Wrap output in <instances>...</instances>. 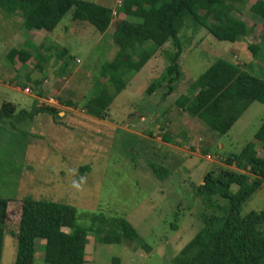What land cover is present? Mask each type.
I'll list each match as a JSON object with an SVG mask.
<instances>
[{
    "label": "rangeland",
    "instance_id": "1",
    "mask_svg": "<svg viewBox=\"0 0 264 264\" xmlns=\"http://www.w3.org/2000/svg\"><path fill=\"white\" fill-rule=\"evenodd\" d=\"M86 1L113 9V22L105 34L89 23L73 22L74 9L54 31L28 33L21 17L0 8V110L6 102L16 107L14 117L0 121V198L12 203L1 264L17 260L14 235L20 203L26 198L76 208L78 226L95 230L89 236L86 264H176L202 228L204 209L196 187L204 176L218 168L234 169L226 164V157L239 154L251 142L264 162V150L256 139L264 123L263 104L254 102L228 134L217 135L176 101L182 95L192 97L190 85L217 58L264 78V57L254 58L249 49L256 44L264 54L262 23L256 16L264 0H245L240 5L241 14L236 15L252 30L237 43L219 41L189 20L187 28L195 25L198 32L180 34L184 51L176 90L170 94L164 84L152 95L149 89L160 84L169 65L165 50L171 51L172 45L166 44L132 78L123 77V82H129L118 92L116 82L109 83L106 69L117 53L115 28L126 19L120 8L123 0ZM15 48L26 49L32 58L26 64L18 57L11 62L7 56ZM61 49L71 58L62 73L63 60L57 58ZM126 59L131 64L132 59ZM104 86L116 95L106 118L99 119L88 114L85 106ZM50 99L58 106L60 101L75 106L61 102L59 117L49 112L29 117L35 106L49 104L44 100ZM22 112L28 115L18 120ZM167 134L172 136L169 144L163 142ZM152 165L168 168L170 176L157 178ZM250 211H264V185L245 204L244 212ZM93 216L100 219L94 223ZM102 218L125 219L141 240L102 243L96 236L99 228L106 227ZM44 243L38 244L36 264H46Z\"/></svg>",
    "mask_w": 264,
    "mask_h": 264
},
{
    "label": "trees",
    "instance_id": "2",
    "mask_svg": "<svg viewBox=\"0 0 264 264\" xmlns=\"http://www.w3.org/2000/svg\"><path fill=\"white\" fill-rule=\"evenodd\" d=\"M244 2L245 0H123L120 8L126 19L114 31L117 53L106 69L111 77L109 83L116 82L118 92L123 90L129 81L123 82L122 78L135 76L157 52L170 43L172 50H165L169 65L160 77V84L152 85L149 92L152 95L158 87L166 84L168 93L172 94L176 90L175 84L182 76L179 60L184 48L180 34L183 35L188 30L198 32L195 25L187 28V22L193 20L219 41L235 43L252 30L236 15L241 14L240 5ZM0 8L9 15L21 17L28 33L54 31L73 9V22L89 23L102 34L108 31L114 18L112 8L86 0H0ZM256 16L261 20L264 39V1L256 11ZM249 49L254 58L259 55L264 57L258 45L252 44ZM67 56L66 49H61L57 55L59 60H63L61 73L70 63L71 58ZM7 57L11 62L18 57L26 64L32 55L26 49L15 48ZM127 57L132 59L131 64ZM39 84L40 81L37 85ZM189 92L192 97L182 95L176 105L201 120L213 133L226 135L254 102L264 105V78L247 72L240 64L217 58L190 85ZM115 95L109 92L107 86L100 88L86 103L88 114L105 119ZM61 102L64 101H60V105ZM64 104L75 106L71 101H65ZM60 105H37L29 117L33 118L43 112L59 117ZM15 110L13 103H4L0 110V121L14 117ZM23 115L28 114L22 112L18 115V120ZM171 137V134L164 135L163 141L171 143ZM256 139L264 150V123L258 130ZM226 158V164L234 166V169L218 168L215 173L209 172L204 176L203 183L196 187L197 196L202 199V211L204 209L201 216L202 228L185 246L176 259V264H264V211L244 212L245 204L264 185V162L260 160L254 142L247 144L239 154ZM151 169L161 180L171 174L164 166L152 165ZM233 187L236 189L233 190ZM11 206L10 200L0 198V264ZM20 206V222L17 234L14 235L18 241L15 264H36L40 241L45 242L41 250L46 264H86L89 236L95 230L78 226L76 208L33 198H26ZM93 219L96 223L100 218L93 216ZM101 220L106 227L104 230L99 228L96 236L102 243L123 244L141 240L125 219Z\"/></svg>",
    "mask_w": 264,
    "mask_h": 264
},
{
    "label": "built area",
    "instance_id": "3",
    "mask_svg": "<svg viewBox=\"0 0 264 264\" xmlns=\"http://www.w3.org/2000/svg\"><path fill=\"white\" fill-rule=\"evenodd\" d=\"M121 3H122V2H121ZM121 3H120V4H121ZM25 91H26V93H30V92H31V89H30V88H27ZM44 102H48L50 105H57L53 99H50V101H45V100H44ZM57 106H58V105H57Z\"/></svg>",
    "mask_w": 264,
    "mask_h": 264
},
{
    "label": "crops",
    "instance_id": "4",
    "mask_svg": "<svg viewBox=\"0 0 264 264\" xmlns=\"http://www.w3.org/2000/svg\"><path fill=\"white\" fill-rule=\"evenodd\" d=\"M236 43H237V42H236ZM150 61H151V60H150ZM150 61H149V62H150ZM149 62H148V63H149ZM146 66H147V65H146ZM143 119H144V118H142V120H143ZM163 142H164V141H163ZM164 143H166V142H164ZM166 144H169V143H166ZM172 147L174 148V147H178V146H172Z\"/></svg>",
    "mask_w": 264,
    "mask_h": 264
}]
</instances>
